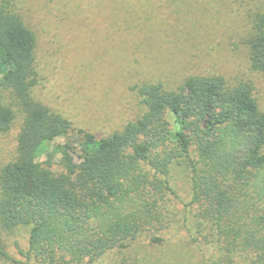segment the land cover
<instances>
[{
	"label": "trees",
	"instance_id": "obj_1",
	"mask_svg": "<svg viewBox=\"0 0 264 264\" xmlns=\"http://www.w3.org/2000/svg\"><path fill=\"white\" fill-rule=\"evenodd\" d=\"M36 44L6 0L0 133L14 122V106L24 118L17 158L0 172V228L31 227L28 259L93 261L161 230L160 208L174 193L172 166L187 161L193 241L215 246L220 264H264V111L250 83L191 76L177 91L138 84L132 89L144 114L99 137L34 99ZM249 45L251 68L264 75V9ZM0 257L10 258L1 237Z\"/></svg>",
	"mask_w": 264,
	"mask_h": 264
},
{
	"label": "rangeland",
	"instance_id": "obj_2",
	"mask_svg": "<svg viewBox=\"0 0 264 264\" xmlns=\"http://www.w3.org/2000/svg\"><path fill=\"white\" fill-rule=\"evenodd\" d=\"M7 6L36 36L32 96L76 129L109 136L144 114L134 86L162 83L177 91L191 76L248 82L264 111V75L251 68L249 45L264 9L259 0H7ZM14 108V122L0 133V172L18 155L24 114ZM191 178L187 161L173 164L174 193L160 208L161 230L78 264H220L215 246L193 241ZM30 232L25 225L0 228L10 256L0 264H39L25 256Z\"/></svg>",
	"mask_w": 264,
	"mask_h": 264
}]
</instances>
